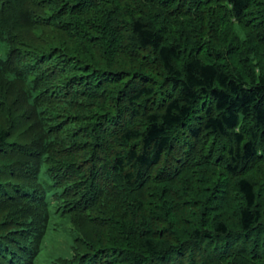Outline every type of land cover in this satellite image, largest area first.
<instances>
[{
    "label": "trees",
    "instance_id": "trees-1",
    "mask_svg": "<svg viewBox=\"0 0 264 264\" xmlns=\"http://www.w3.org/2000/svg\"><path fill=\"white\" fill-rule=\"evenodd\" d=\"M0 264H264V0H0Z\"/></svg>",
    "mask_w": 264,
    "mask_h": 264
}]
</instances>
